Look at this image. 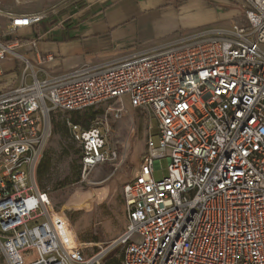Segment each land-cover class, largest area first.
Here are the masks:
<instances>
[{"label":"built area","instance_id":"2783aa9c","mask_svg":"<svg viewBox=\"0 0 264 264\" xmlns=\"http://www.w3.org/2000/svg\"><path fill=\"white\" fill-rule=\"evenodd\" d=\"M67 2L19 13L0 0V79L6 62L23 71L17 87L16 73L0 86V248L7 262L104 264L122 244V264H264V0H237L241 21L221 30L40 80L19 51L36 50L46 34L24 41L19 33ZM125 100L156 120L158 141L150 123L139 171L123 188L126 230L89 255L87 245L72 241L36 169L52 113L114 104L119 119ZM69 126L82 146L85 181L116 153L104 151L108 133L99 126L83 133ZM162 160L168 174L157 180Z\"/></svg>","mask_w":264,"mask_h":264},{"label":"rangeland","instance_id":"374dc122","mask_svg":"<svg viewBox=\"0 0 264 264\" xmlns=\"http://www.w3.org/2000/svg\"><path fill=\"white\" fill-rule=\"evenodd\" d=\"M67 0H32L30 3L16 4L15 0H5L4 6L19 13L39 12ZM179 1L178 27L169 33L171 39L187 40L196 34L213 30H221L232 23L241 21L242 8L237 0H169ZM83 3V4H82ZM88 6L86 0H68L58 8L49 21L62 18L66 14L77 12ZM76 8V9H75ZM179 8V9H178ZM75 9V10H74ZM57 20H55L56 22ZM36 30V29H35ZM25 41V31L19 33ZM21 53V52H20ZM22 54V53H21ZM24 55V54H22ZM25 56V55H24ZM8 70L3 65L4 75L0 86L5 87L16 73L11 88L21 84L23 71H19V63ZM20 64L23 66L20 62ZM10 75V76H9ZM28 83L32 82L33 70L28 69ZM11 78L9 81L8 79ZM18 79V80H17ZM18 81V82H17ZM21 81V80H20ZM114 104L94 107L85 112L96 115L94 125L108 133L104 151L110 148L116 153L113 161L96 167L87 174L83 181L82 146L75 140L74 132L69 126L73 113L57 111L51 114V138L47 143L36 169V179L41 189L50 192V198L56 213L60 214L68 226L72 239L79 244L87 245V254L92 255L99 246H110L120 238L127 226L123 188L138 173L140 158L147 147L148 129L152 124V135L158 141L156 120L150 121L138 110L126 106L125 114L115 119ZM161 170L156 171L155 178L161 180L168 174V161H161ZM124 246H113L105 256L103 263L112 260L121 264ZM0 264H9L0 248Z\"/></svg>","mask_w":264,"mask_h":264},{"label":"crops","instance_id":"0c3cea01","mask_svg":"<svg viewBox=\"0 0 264 264\" xmlns=\"http://www.w3.org/2000/svg\"><path fill=\"white\" fill-rule=\"evenodd\" d=\"M86 3L88 6L84 3L80 11L45 21L50 24L46 33L37 28L20 31H25L28 38L46 34V38L39 39L36 50L19 51L30 60L40 80L153 52L180 40L169 37L179 22L177 7L169 0H86ZM58 22L63 24L53 25ZM48 55L55 56V61L47 62ZM6 63L10 70L12 61ZM125 103L128 106L127 100ZM145 151L146 148L140 164Z\"/></svg>","mask_w":264,"mask_h":264},{"label":"trees","instance_id":"16d2710c","mask_svg":"<svg viewBox=\"0 0 264 264\" xmlns=\"http://www.w3.org/2000/svg\"><path fill=\"white\" fill-rule=\"evenodd\" d=\"M171 4L178 7L179 1H175ZM49 27H50V24H48V22H43L37 27V29L40 31L42 30L43 32L46 33L49 30ZM73 114L74 115L72 119V124L79 127L81 133L89 131L94 126L96 115L88 113V112H85L82 115H80V112H75ZM106 264H114V263H112V260H111L110 262ZM121 264H122V261H121Z\"/></svg>","mask_w":264,"mask_h":264},{"label":"bare ground","instance_id":"6f19581e","mask_svg":"<svg viewBox=\"0 0 264 264\" xmlns=\"http://www.w3.org/2000/svg\"><path fill=\"white\" fill-rule=\"evenodd\" d=\"M70 237H71V236H70ZM71 239H72V237H71ZM72 241H73V242H76L74 239H72Z\"/></svg>","mask_w":264,"mask_h":264},{"label":"water","instance_id":"95a60500","mask_svg":"<svg viewBox=\"0 0 264 264\" xmlns=\"http://www.w3.org/2000/svg\"><path fill=\"white\" fill-rule=\"evenodd\" d=\"M90 162V161H89Z\"/></svg>","mask_w":264,"mask_h":264}]
</instances>
